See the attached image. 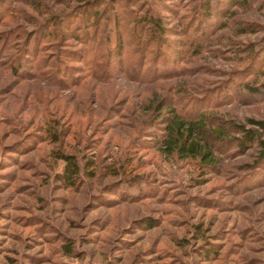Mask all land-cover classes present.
<instances>
[{
    "label": "rangeland",
    "instance_id": "1",
    "mask_svg": "<svg viewBox=\"0 0 264 264\" xmlns=\"http://www.w3.org/2000/svg\"><path fill=\"white\" fill-rule=\"evenodd\" d=\"M252 119L263 0H0V264H264Z\"/></svg>",
    "mask_w": 264,
    "mask_h": 264
},
{
    "label": "trees",
    "instance_id": "2",
    "mask_svg": "<svg viewBox=\"0 0 264 264\" xmlns=\"http://www.w3.org/2000/svg\"><path fill=\"white\" fill-rule=\"evenodd\" d=\"M264 1V0H263ZM158 25H162V23L159 21V19L154 20ZM202 117V116H201ZM198 117L195 120L190 119L189 126L184 128L186 120L182 116H177L175 119L176 126L174 127L176 132L178 133V139L182 140L181 144L179 145V150H187L191 153H194L197 155L200 153V156L202 157L204 164L211 165L210 161L212 160V153L207 149L206 145L199 144L197 140H191V136L194 133V130H196V126L206 135V138L209 139V137L215 132L213 130L206 129V124H202V118ZM253 123L259 124L261 127L264 128V120L261 119H252ZM240 131L245 132V142L249 141L250 139H253L256 135V130L254 128H245L244 126L240 124H235L234 126ZM219 135V134H217ZM208 141V140H207ZM262 143H264V140H261ZM244 142V143H245ZM203 148V149H202ZM64 158L67 160V165L65 167V172L63 174V179L67 180L68 182L74 181V179L78 176L79 173V164L75 160V156L72 154H64ZM67 250H70V247L66 246Z\"/></svg>",
    "mask_w": 264,
    "mask_h": 264
}]
</instances>
